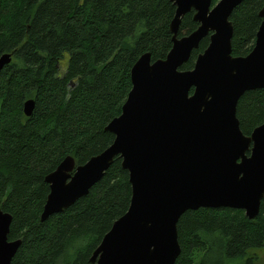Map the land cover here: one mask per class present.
Returning a JSON list of instances; mask_svg holds the SVG:
<instances>
[{
	"label": "trees",
	"instance_id": "obj_1",
	"mask_svg": "<svg viewBox=\"0 0 264 264\" xmlns=\"http://www.w3.org/2000/svg\"><path fill=\"white\" fill-rule=\"evenodd\" d=\"M263 7L264 0H245L234 10L233 56L253 50ZM175 13L172 0H0V58L12 54L0 73V208L13 218L9 241H22L12 264H92L128 211L132 188L120 158L87 196L42 221L45 179L65 158L81 166L112 145L105 129L122 114L132 68L147 53L166 58ZM193 16L182 19L180 38L199 27ZM208 45L209 37L181 69L192 70ZM28 100L35 101L30 117ZM237 117L247 136L264 124V89L242 96ZM177 228L176 264H256L264 201L254 220L242 210L201 208L186 212Z\"/></svg>",
	"mask_w": 264,
	"mask_h": 264
},
{
	"label": "water",
	"instance_id": "obj_2",
	"mask_svg": "<svg viewBox=\"0 0 264 264\" xmlns=\"http://www.w3.org/2000/svg\"><path fill=\"white\" fill-rule=\"evenodd\" d=\"M173 46L165 59L142 55L131 71L132 89L122 114L106 131L114 142L86 164L67 157L46 177L50 194L41 220L63 213L87 196L116 158L129 173L128 211L93 253L92 264H176L178 223L188 211L242 210L256 219L264 201V124L245 135L237 117L242 96L264 89L263 22L253 50L232 54L230 17L245 0H172ZM194 12L199 27L179 37L182 19ZM209 37L192 70H182ZM12 54L0 58V73ZM35 101L24 105L27 117ZM13 218L0 208V264H12L22 241H9Z\"/></svg>",
	"mask_w": 264,
	"mask_h": 264
},
{
	"label": "rangeland",
	"instance_id": "obj_3",
	"mask_svg": "<svg viewBox=\"0 0 264 264\" xmlns=\"http://www.w3.org/2000/svg\"><path fill=\"white\" fill-rule=\"evenodd\" d=\"M67 59L68 58L66 57L64 60H62V64L64 66L66 65ZM258 255H259V259L257 260L256 264H264V250L258 252Z\"/></svg>",
	"mask_w": 264,
	"mask_h": 264
}]
</instances>
